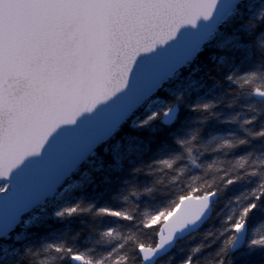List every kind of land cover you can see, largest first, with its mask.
<instances>
[{"label":"snow or ice","instance_id":"obj_1","mask_svg":"<svg viewBox=\"0 0 264 264\" xmlns=\"http://www.w3.org/2000/svg\"><path fill=\"white\" fill-rule=\"evenodd\" d=\"M233 26L239 31L220 47L245 53L223 78L232 96L226 107L240 111L225 113L222 97L208 93L189 101L183 92L162 94L172 96L173 82ZM260 31L264 0H0L3 251L23 239L16 229L31 222L26 213L81 185L66 181L124 125L163 121L170 140L132 169L155 178L150 185H131L119 204L76 200L54 210L58 218L91 214L101 241L47 240L26 249L31 264H149L206 217L214 222L207 243L180 264H202L205 248L213 249L207 264H264V153L241 151L264 142V37L250 39ZM242 97L251 102L240 104ZM182 102L197 114L195 127L177 123ZM157 190L160 198L138 202Z\"/></svg>","mask_w":264,"mask_h":264},{"label":"trees","instance_id":"obj_2","mask_svg":"<svg viewBox=\"0 0 264 264\" xmlns=\"http://www.w3.org/2000/svg\"><path fill=\"white\" fill-rule=\"evenodd\" d=\"M232 30V29H231ZM230 30V32H231ZM212 53H215L217 57L220 55H228V49L224 48H206L205 51L201 54L200 58H198L194 64L192 65V69H194L198 63H200L201 59L206 58L207 56L211 55ZM239 61L237 60V64ZM187 71V70H185ZM199 73H196V78L199 77ZM215 76V73L213 75ZM211 76L207 77V83L210 85L212 82ZM219 78V77H218ZM220 80V87L214 89L212 92H208L207 88L201 87L199 88V91L196 89L190 90L189 93H185V101H189L191 99H194L197 95H204L205 93H208L209 96H215L216 98L222 97V103L221 107L227 114L235 113L236 111H240L239 105L234 106L232 108L226 107L228 102L232 99V96L230 93L227 92V89L229 87L228 82L225 80ZM165 95L168 99H174L171 95H168L167 93H162ZM251 101L245 100L243 97L240 100V104L244 103H250ZM185 106H181L179 121L178 124L183 123L186 128L188 127H195L194 121L197 119V114L194 112H190L189 109L186 107V104L184 102ZM243 119V117H241ZM215 121H212L209 125L210 128L214 127ZM238 135L244 136L245 134L238 128V126L234 129ZM134 131L131 129L130 126L127 124L124 125L122 131L118 133L115 137H113L111 140L107 142L106 145H101L100 148L97 149V155L94 157H90L89 161L96 160L98 157H104V160L111 161L112 160V146L115 144V142L121 137H123L127 132ZM170 140V138H169ZM107 147L108 151L105 152L104 148ZM153 147H155V142L153 143ZM241 151H251L253 153H264V142L259 140H251V142L244 146ZM152 159H145L142 163L137 164L135 167H140L144 164L151 163ZM92 165L88 164L87 162L84 163L80 170L73 174L72 178L73 180L79 179L81 172L90 169ZM134 167H130L125 162V170L121 172H114L112 173L113 180L111 183H100L99 180L96 179V177L99 178L100 174H97L95 172L89 171V177L92 178L93 182H85L81 181V185L71 192L72 197H80V199L76 200H83L85 203H96L98 205L103 204H119L121 203V200L119 197L128 194V191L130 189V186L133 184H138L141 188L144 186L145 182H148L149 185L151 182L155 179L153 177H149L146 175H140L139 177L136 176V174L133 173L132 169ZM115 177H120L121 179L117 180ZM160 178L162 180L167 179L166 176H164L163 173L160 174ZM70 182V181H66ZM165 187V184H157V189L162 190ZM242 187V186H241ZM161 192L159 190L154 191L151 196L147 193H142L141 197L139 199V203L143 206L145 202H151V197L160 198ZM55 198L49 200L43 205H40L34 212H40L42 208H47L48 203H52ZM76 200L72 201L75 202ZM71 202V203H72ZM27 215H25L24 218H26ZM63 221V223H61ZM23 222L21 223V228L18 227L16 229V232H23L22 229ZM214 226L213 220L210 218L205 222L203 227H201L197 233H193L190 237L185 238V240L178 241L177 248H174L171 253L167 254L166 256L162 257L157 261L156 264H174L175 260L178 256H181L184 254V249L187 248L189 242L197 240V238H200L201 241H204L207 243V240L205 239L203 233L208 231L210 228ZM101 227V221L94 218L89 213H82L78 215H73L71 217H63V218H48L44 223L41 224H35L32 226H29L26 228V231L23 232V237L27 235L28 239H22L20 241H16L13 237L11 240H9L7 243L9 245H17L22 246L25 243H28L31 240H35L36 237H33L32 233H51L52 239L57 238H65V239H71L73 236H76L78 239V242H84L89 241L90 243L93 241H101L100 232L99 229ZM56 229H60V231H56ZM123 231V229H122ZM47 241V240H46ZM45 241V242H46ZM198 244V243H197ZM183 245L184 248H181L180 246ZM36 244H30L29 247H36ZM96 247L98 249H103L106 247V245L101 242L96 244ZM212 248H205L202 253H204L202 258H210V261L214 259V257L209 256L208 254L212 252Z\"/></svg>","mask_w":264,"mask_h":264},{"label":"clouds","instance_id":"obj_3","mask_svg":"<svg viewBox=\"0 0 264 264\" xmlns=\"http://www.w3.org/2000/svg\"><path fill=\"white\" fill-rule=\"evenodd\" d=\"M238 31L239 29L234 26L231 32L222 36V39L217 42L216 47L221 48L220 45L230 37H234ZM258 37H264V31L256 33V36L250 39H255ZM248 47L249 51H251L253 46L250 44ZM228 52V55H220L219 57H217L215 53H212L206 58L201 59L200 63H198L194 69L190 70L186 76H181L175 82L174 86L171 87L170 90L172 96H175L177 93L184 90H191L192 88L197 87V85H203V87L207 88L208 91L219 88L220 84H218L215 80H212L211 84L209 85L206 78L215 73L216 77H219L221 80H223L227 72L231 71L237 66V60L240 62L245 55V53L239 52L234 47L228 48ZM196 73L200 74L198 79L196 78ZM193 81H195V83H193ZM131 129L134 131L127 132L112 146L113 152L111 161L106 162L104 157H98L96 160L88 161L87 163L92 165V167L81 172L80 178L72 180L70 183L77 181L93 182L92 178L89 177V171L100 174L99 178L96 177L100 183H111L113 180L111 174L114 172L124 171L125 162L130 167H135L137 164L142 163L146 158H156L160 154V143L169 141V138L172 135L171 130L164 126L163 121H156L147 128L136 129L131 127ZM154 142L155 147H153ZM117 156L121 157L119 162L116 159ZM115 179L119 180L121 178L115 177ZM76 199H80V197L67 196L60 203H71ZM57 206L59 207L60 204ZM208 219L209 218L206 217L205 221ZM205 221H202L197 225H192L184 232L179 233L177 235V240H185V238L190 237L193 233H197ZM61 223H63V221H61ZM56 231H60V229H56ZM31 235L36 237V239L31 240L22 246L10 245V251L7 254L3 251V245L0 244V264H31L32 258L27 255L26 249L30 244H36L37 246L43 245L46 240L51 238L52 234L32 233ZM23 238L26 240L28 239L27 235H25ZM200 242V238L189 242L187 248L184 249V254L178 256L174 264H180L185 256H187L191 248ZM180 247L184 248L183 245ZM174 248H177V245L175 243L170 244L162 252L157 253V258L165 255L166 253H171ZM199 255L203 256L204 253L201 252ZM207 261H210V258H206L204 261H202V264H207ZM149 264H156V260L150 261Z\"/></svg>","mask_w":264,"mask_h":264},{"label":"rangeland","instance_id":"obj_4","mask_svg":"<svg viewBox=\"0 0 264 264\" xmlns=\"http://www.w3.org/2000/svg\"><path fill=\"white\" fill-rule=\"evenodd\" d=\"M234 27V26H233ZM232 28H229V29H226L225 30V34L226 33H229L230 32V30H231ZM222 39V37H218V41L219 40H221ZM217 41V42H218ZM217 42H214L210 47H208V48H211V47H215V48H219V47H216V44H217ZM228 48H230V46H225L224 47V49H228ZM194 64V63H193ZM192 64V65H193ZM192 65L187 69V71H185L183 74H182V76H186L187 75V73L190 71V70H192ZM198 79V78H197ZM176 82V81H175ZM175 82H173V84L171 85V87H173L174 86V84H175ZM197 87H199L198 85H197ZM197 87H194V88H192L191 90H193V89H197ZM189 91L190 90H184V91H181V92H183L184 94L185 93H189ZM173 98H175L174 96H172ZM181 106H185L184 105V102H182L181 103V105H180V107ZM67 196H72V194H71V192L70 193H68V194H65L64 196H61V197H57V198H55V200H53V202L52 203H48V207L47 208H42L41 209V211L40 212H34V210H36L37 208H35L34 210H33V212L32 213H26L25 215H27V217L26 218H28L29 216V219L31 220V222L30 223H28V224H23L22 225V229H23V232L24 231H26V228L27 227H29V226H32V225H35V224H41V223H44L48 218H50V217H52V218H58V217H56L55 215H54V210L58 207L57 205L58 204H60V205H63V204H66V203H60L65 197H67ZM25 218V219H26ZM23 222V219L21 220V223Z\"/></svg>","mask_w":264,"mask_h":264},{"label":"water","instance_id":"obj_5","mask_svg":"<svg viewBox=\"0 0 264 264\" xmlns=\"http://www.w3.org/2000/svg\"><path fill=\"white\" fill-rule=\"evenodd\" d=\"M33 210H34V209H33ZM205 222H206V221H205ZM205 222H204V224H205ZM204 224H203V225H204ZM203 225H202L201 227H203ZM178 241H180V240H177V237H176V238H175L170 244H174V243L177 244ZM170 244H169V245H170ZM169 245H168V246H169ZM168 246H166L165 248H167ZM165 248L161 249L159 252H162ZM159 252H158V253H159ZM167 254H169V253H166L165 255L160 256L159 258H157V254H156V255L152 258L151 261L156 260V262H157L159 259H161L162 257L166 256Z\"/></svg>","mask_w":264,"mask_h":264}]
</instances>
